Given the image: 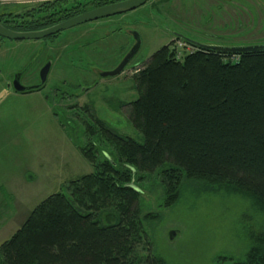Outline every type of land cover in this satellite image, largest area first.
Listing matches in <instances>:
<instances>
[{
  "label": "rangeland",
  "instance_id": "obj_1",
  "mask_svg": "<svg viewBox=\"0 0 264 264\" xmlns=\"http://www.w3.org/2000/svg\"><path fill=\"white\" fill-rule=\"evenodd\" d=\"M48 1L3 10L16 14L18 22L36 20L46 14ZM130 31L141 40L135 55L119 74L99 76L134 44ZM188 38L223 46L264 43V0H148L52 39L0 40V243L40 201L92 172L79 148L90 140L85 125L93 116L143 141L127 116V103L137 96L132 75L163 45L175 47L179 57L190 51ZM46 62L51 65L43 88L20 93L6 87L16 73L23 84H38ZM91 142L98 161L106 155L117 161L101 136ZM160 172L132 179L139 189L140 256L165 264H237L256 239L264 241V210L249 193L228 182L184 175L171 197ZM115 217L109 206L99 214L103 225Z\"/></svg>",
  "mask_w": 264,
  "mask_h": 264
},
{
  "label": "trees",
  "instance_id": "obj_2",
  "mask_svg": "<svg viewBox=\"0 0 264 264\" xmlns=\"http://www.w3.org/2000/svg\"><path fill=\"white\" fill-rule=\"evenodd\" d=\"M115 1L52 0L43 17L13 23L38 29ZM189 44L180 57L175 47L161 46L132 75L137 96L127 103V116L143 141L93 116L85 125L90 140L79 148L92 172L31 210L0 243V264H165L136 249L141 225L133 175L159 168L171 197L184 175L208 178L237 186L264 210V50L231 53ZM96 135L117 161L97 160ZM108 206L116 217L103 225L99 214ZM237 264H264V241L256 239Z\"/></svg>",
  "mask_w": 264,
  "mask_h": 264
},
{
  "label": "water",
  "instance_id": "obj_3",
  "mask_svg": "<svg viewBox=\"0 0 264 264\" xmlns=\"http://www.w3.org/2000/svg\"><path fill=\"white\" fill-rule=\"evenodd\" d=\"M148 0H119L115 2H111L105 5L97 6L92 9L83 11L76 15H73L64 20L58 21L49 26H45L39 29L34 30H12L0 23V36L10 39V40H23V39H42L49 35H53L57 32L69 29L71 27H75L77 25L90 22L93 20H97L104 17H109L121 13H125L131 11ZM134 40V44L131 48L124 54V56L120 59L118 64L110 69L104 71H98V75L101 77L107 76H115L119 74L123 68L127 65V63L132 59V57L137 52L140 46V37L137 32L130 31L129 32ZM189 42L195 44L199 47L205 49H212L215 51L221 52H231V53H240L245 51H261L264 50V43L261 44H249V45H236V46H223V45H212V44H204L192 39H189ZM50 62H46L39 70V83L34 85H24L20 82V73H16L12 80V88L16 92H27L29 90L37 89L41 87L47 78V74L50 69Z\"/></svg>",
  "mask_w": 264,
  "mask_h": 264
},
{
  "label": "flooded vegetation",
  "instance_id": "obj_4",
  "mask_svg": "<svg viewBox=\"0 0 264 264\" xmlns=\"http://www.w3.org/2000/svg\"><path fill=\"white\" fill-rule=\"evenodd\" d=\"M17 7V6H16ZM0 11H1V9H0ZM2 12H0V23L2 24V25H4L5 27H7V28H9V29H12V30H22L21 28H17V27H15V24L13 23V21L14 20H18V18H16V17H7V16H3L2 17ZM45 26H49V25H45ZM45 26H42V27H45ZM41 28V27H40ZM34 30V29H33ZM60 32H62V31H60ZM60 32H57V33H55V34H53V35H49V36H47V37H45V38H42V39H52V38H55V37H57L58 36V34L60 33ZM129 33V32H128ZM3 39H7V38H4V37H2V36H0V40H3ZM10 40V39H9ZM21 71H22V69H21ZM38 72H39V70H38ZM12 80H13V78H12ZM12 80H11V84H7L6 85V87L7 88H12ZM20 82L23 84V82H22V75L20 74ZM45 84V83H44ZM44 84L40 87V88H43L44 87ZM24 85H27V84H24ZM13 89V88H12ZM20 93H24V92H20Z\"/></svg>",
  "mask_w": 264,
  "mask_h": 264
},
{
  "label": "crops",
  "instance_id": "obj_5",
  "mask_svg": "<svg viewBox=\"0 0 264 264\" xmlns=\"http://www.w3.org/2000/svg\"><path fill=\"white\" fill-rule=\"evenodd\" d=\"M36 1H40V0H0V7L3 8L4 6H8V7L13 6L15 8L16 6H19L20 4H25V3L29 4L31 2L34 3Z\"/></svg>",
  "mask_w": 264,
  "mask_h": 264
},
{
  "label": "built area",
  "instance_id": "obj_6",
  "mask_svg": "<svg viewBox=\"0 0 264 264\" xmlns=\"http://www.w3.org/2000/svg\"><path fill=\"white\" fill-rule=\"evenodd\" d=\"M177 57H179V56L177 55Z\"/></svg>",
  "mask_w": 264,
  "mask_h": 264
}]
</instances>
